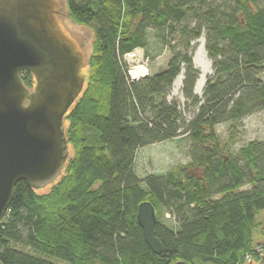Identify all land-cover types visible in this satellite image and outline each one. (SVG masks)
I'll list each match as a JSON object with an SVG mask.
<instances>
[{
  "label": "trees",
  "instance_id": "trees-1",
  "mask_svg": "<svg viewBox=\"0 0 264 264\" xmlns=\"http://www.w3.org/2000/svg\"><path fill=\"white\" fill-rule=\"evenodd\" d=\"M93 35L80 95L64 117L72 156L49 190L20 181L0 223L2 264H246L259 260L253 231L264 211V139L239 147L240 119L264 111V0H65ZM211 61L202 97L192 43ZM169 58L137 82L122 59L135 50ZM182 75L186 120L167 101ZM24 86L34 77L21 72ZM227 123L223 140L216 131ZM185 136L190 160L141 179V147ZM150 202L162 252L136 220ZM165 213L173 225L161 222ZM264 236V230L261 233ZM20 249H19V248Z\"/></svg>",
  "mask_w": 264,
  "mask_h": 264
},
{
  "label": "water",
  "instance_id": "water-1",
  "mask_svg": "<svg viewBox=\"0 0 264 264\" xmlns=\"http://www.w3.org/2000/svg\"><path fill=\"white\" fill-rule=\"evenodd\" d=\"M69 20L65 0H0V223L18 182L43 189L68 159L64 117L83 89L93 40ZM21 72L34 77L32 90ZM136 220L149 249L161 254L150 202L139 204Z\"/></svg>",
  "mask_w": 264,
  "mask_h": 264
},
{
  "label": "rangeland",
  "instance_id": "rangeland-1",
  "mask_svg": "<svg viewBox=\"0 0 264 264\" xmlns=\"http://www.w3.org/2000/svg\"><path fill=\"white\" fill-rule=\"evenodd\" d=\"M69 24L76 25L71 20H69ZM87 29L90 31V35H92L91 30L89 28ZM201 38H203L204 41V37L202 36ZM192 45H193V63L194 66L199 70V76L202 73L205 74V78H204V84H205L207 78L212 74L211 61L207 56L206 50L204 48V44H203V52L199 49L200 48L199 39L194 41ZM135 52L142 57L144 63V70L146 71L147 76L157 72L158 70H164L166 68L168 58L170 56L169 51L167 49H165L160 56H157L154 59L147 56L145 54V51L142 49L139 51L141 54H139L137 51ZM140 56L127 57L125 55L124 58L122 59V64L125 70L136 67L138 65L137 63L138 60H140ZM125 57L128 59H125ZM139 66L140 65H138L136 69H140ZM81 73L84 74V78L85 76H87L88 71L86 65L83 67ZM262 79L264 80V72L262 74ZM181 87L182 84L180 85L179 88L172 84L171 90L167 95V101L175 103L178 110L182 113V116L186 120H190L192 118L193 110L190 109L187 110L185 108V99L182 96ZM194 93L201 98L203 93V88L201 91L198 92H195L194 89ZM64 126H66V123H64ZM227 126L228 124L224 123V124H220L216 128L217 133L223 140H225L228 134ZM256 139L259 140L264 139V111L251 114L239 120L237 124L236 141L233 144L231 151L234 154H236L240 146L245 145L247 142ZM188 146H189V142L187 138L185 136H181L173 140L154 143L146 147H141L136 152L134 171L141 179H143L146 175L149 174H155V175L165 174L170 169H173L175 166L186 164L190 160L188 154V148H189ZM68 151H69L68 156L71 157L73 154L71 147H69ZM50 187L51 185H48L45 188L40 189L39 192L45 193L49 190ZM256 220L258 223V227L253 231V241L255 245L264 241V236L261 234L262 231L264 230V211H261L257 214ZM161 222L168 226L173 225V219L170 217L169 213H165L164 218H161ZM57 263L63 264L60 262Z\"/></svg>",
  "mask_w": 264,
  "mask_h": 264
},
{
  "label": "built area",
  "instance_id": "built-area-1",
  "mask_svg": "<svg viewBox=\"0 0 264 264\" xmlns=\"http://www.w3.org/2000/svg\"><path fill=\"white\" fill-rule=\"evenodd\" d=\"M138 52V51H137ZM127 57H129V56H140V55H138L136 52H134V53H132V54H127L126 55ZM125 59H128V58H126L125 57ZM138 65H140L139 67H140V69H136V67L138 66H136V67H133L132 69H127V70H125L126 71V73H127V75L129 76V78H130V81H132V82H136V81H139V80H141L142 78H144V76L146 75V71L144 70V63H143V60H142V57H140V60H138ZM145 71V72H144ZM132 72H135V74L133 75L132 74ZM255 251H256V253L258 254V256H259V258L261 257V256H263L264 255V242H262V243H260V244H258L256 247H255ZM246 261H249V262H251V263H254L255 261H254V259L253 258H251L249 255H246Z\"/></svg>",
  "mask_w": 264,
  "mask_h": 264
},
{
  "label": "bare ground",
  "instance_id": "bare-ground-1",
  "mask_svg": "<svg viewBox=\"0 0 264 264\" xmlns=\"http://www.w3.org/2000/svg\"><path fill=\"white\" fill-rule=\"evenodd\" d=\"M199 43H200V50L203 52V44H204V41H203V38H200L199 39ZM132 74L134 75L135 72H132ZM204 78H205V74L202 73L199 78L197 79L196 81V84H195V92H198V91H201L202 88H203V84H204ZM181 82H182V75H178L177 78L174 80L173 82V85L174 86H177L178 88L180 87L181 85Z\"/></svg>",
  "mask_w": 264,
  "mask_h": 264
}]
</instances>
